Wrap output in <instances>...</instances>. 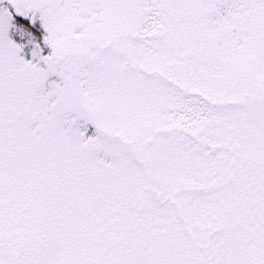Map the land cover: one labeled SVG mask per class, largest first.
I'll use <instances>...</instances> for the list:
<instances>
[{
    "label": "snow or ice",
    "instance_id": "1",
    "mask_svg": "<svg viewBox=\"0 0 264 264\" xmlns=\"http://www.w3.org/2000/svg\"><path fill=\"white\" fill-rule=\"evenodd\" d=\"M0 264H264V0H0Z\"/></svg>",
    "mask_w": 264,
    "mask_h": 264
}]
</instances>
